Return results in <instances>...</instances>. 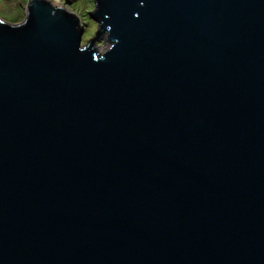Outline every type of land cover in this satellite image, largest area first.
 <instances>
[{
	"label": "water",
	"instance_id": "95a60500",
	"mask_svg": "<svg viewBox=\"0 0 264 264\" xmlns=\"http://www.w3.org/2000/svg\"><path fill=\"white\" fill-rule=\"evenodd\" d=\"M95 2L0 17V264H264V0Z\"/></svg>",
	"mask_w": 264,
	"mask_h": 264
},
{
	"label": "rangeland",
	"instance_id": "374dc122",
	"mask_svg": "<svg viewBox=\"0 0 264 264\" xmlns=\"http://www.w3.org/2000/svg\"><path fill=\"white\" fill-rule=\"evenodd\" d=\"M55 5H63L68 10L76 13L81 18L85 32L82 43L86 44L90 38L95 37L99 29V23L92 17L91 13L96 8L95 0H50ZM28 0H0V17L11 23L22 22L26 17V5ZM97 40V47L105 51L110 43L104 34Z\"/></svg>",
	"mask_w": 264,
	"mask_h": 264
},
{
	"label": "bare ground",
	"instance_id": "6f19581e",
	"mask_svg": "<svg viewBox=\"0 0 264 264\" xmlns=\"http://www.w3.org/2000/svg\"><path fill=\"white\" fill-rule=\"evenodd\" d=\"M52 4H53V2H51ZM54 6H61V5H55V4H53ZM63 6V5H62Z\"/></svg>",
	"mask_w": 264,
	"mask_h": 264
}]
</instances>
